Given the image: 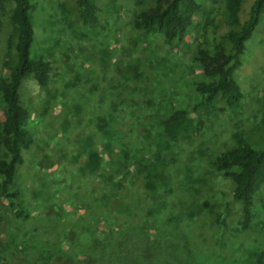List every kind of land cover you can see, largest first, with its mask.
I'll return each mask as SVG.
<instances>
[{
	"label": "rangeland",
	"instance_id": "obj_1",
	"mask_svg": "<svg viewBox=\"0 0 264 264\" xmlns=\"http://www.w3.org/2000/svg\"><path fill=\"white\" fill-rule=\"evenodd\" d=\"M31 1L30 57L47 60L52 68L46 86L29 76L19 88L34 144L13 176L27 217L15 218L0 199V254L7 264H56L44 259L42 249L66 238L78 240L77 233L85 231L78 223L85 211L95 213V197L108 182L86 168L103 158L93 148L106 152L103 117L110 122L113 116L134 158L131 175L120 182L121 197L110 198L105 207L118 210L124 200L130 214L153 234L144 240L132 235L119 253L107 249L96 263L264 264V181L256 192L252 224L241 231L232 184L209 163L231 144L236 130L252 147L264 145V6L233 74L241 92L239 106L205 115L191 111L199 73L192 69L191 57L201 38L215 46L221 28L189 33L184 45L169 48L160 35L131 27L138 0H97L101 13L96 28L71 24V13L60 3L69 6L72 0ZM241 2L243 15L251 0ZM11 6L10 0H0V75L12 32ZM175 108L189 111L194 126L157 147L152 117ZM205 201L211 205L205 207ZM216 211L224 214V228L216 229ZM85 220L84 225L90 216ZM102 224L97 223L98 229ZM59 248L53 253L62 264L69 251Z\"/></svg>",
	"mask_w": 264,
	"mask_h": 264
},
{
	"label": "trees",
	"instance_id": "obj_2",
	"mask_svg": "<svg viewBox=\"0 0 264 264\" xmlns=\"http://www.w3.org/2000/svg\"><path fill=\"white\" fill-rule=\"evenodd\" d=\"M10 1L12 6L8 21L12 32L1 63L0 75V199L6 201L5 209L10 210L15 218H25L26 208L18 202L13 176L16 168L23 162V153L34 144V137L27 125L29 114L19 97V88L29 76L39 86H46L52 67L47 60L30 57L33 29L29 13L34 7L33 2ZM72 1L69 6L60 3L71 13V24L74 27L96 28L101 13L97 0ZM241 3V0H138V8L131 16L130 24L133 29L160 35L169 48L184 45L189 33L199 31L205 34L209 28L215 32L222 29L215 46L205 37L201 38L191 57L192 69L199 72L193 84L196 101L191 111L198 114L209 115L227 108L235 110L240 104L241 92L233 74L240 64L245 42L258 23L264 0H251L243 15ZM206 15H210L207 20L203 18ZM261 101L264 113V95ZM114 117H111L110 122L103 117L105 123L102 136L109 139V143L104 146L106 152L93 148L98 155L103 154V158L99 157L100 160L92 169L86 168L90 174L97 173L108 181L105 192L95 197V213L85 211L83 221L78 223L85 230L77 233L78 240L69 241L66 238L58 246L52 244L49 248L42 249L46 261L52 259L57 264L60 259L53 252H60L59 246H65L68 247L66 250L69 251V259L64 257L62 264H99L95 261H101L107 249L111 248L113 253H119L121 247H125L123 240L132 235H136L139 240L149 238L150 232L145 227V222L130 214L124 200L118 210H107L105 207L110 198L116 200L121 197L118 191L122 188L120 182L131 175L132 170L128 167L134 158L123 134L121 135L120 121H116ZM152 120L157 132L156 144L161 147L162 142H174L179 136L189 132L194 126L195 118L186 109L175 108L155 114ZM231 138V144L217 151L209 163L231 182V198L239 203L240 208L239 229L246 231L252 224L256 192L264 181V145L252 147L238 130L232 132ZM76 156V152L72 153L73 159ZM203 205L209 207L211 204L205 201ZM87 216L91 220L84 225ZM100 221L103 224L98 229L97 223ZM91 223L94 225L91 226ZM214 223L216 229L224 228L222 211L214 213ZM160 232L162 236L166 235L165 232ZM138 246L136 243L137 248ZM81 256L83 257L79 258ZM0 264H7L2 254Z\"/></svg>",
	"mask_w": 264,
	"mask_h": 264
}]
</instances>
